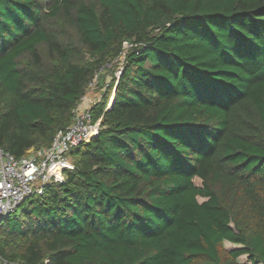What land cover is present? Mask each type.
I'll return each instance as SVG.
<instances>
[{"label":"trees","instance_id":"16d2710c","mask_svg":"<svg viewBox=\"0 0 264 264\" xmlns=\"http://www.w3.org/2000/svg\"><path fill=\"white\" fill-rule=\"evenodd\" d=\"M95 75L97 133L0 218V263L264 264V0H0L2 149L49 146Z\"/></svg>","mask_w":264,"mask_h":264},{"label":"built area","instance_id":"2783aa9c","mask_svg":"<svg viewBox=\"0 0 264 264\" xmlns=\"http://www.w3.org/2000/svg\"><path fill=\"white\" fill-rule=\"evenodd\" d=\"M95 87L97 75L73 109L71 123L56 132L49 146L33 149L19 158L0 147V218L15 212L30 195L42 194L46 185L62 182L65 172L74 169L69 151L89 141L99 128L100 119L93 121L90 109L100 95L90 99L87 93Z\"/></svg>","mask_w":264,"mask_h":264},{"label":"rangeland","instance_id":"374dc122","mask_svg":"<svg viewBox=\"0 0 264 264\" xmlns=\"http://www.w3.org/2000/svg\"><path fill=\"white\" fill-rule=\"evenodd\" d=\"M105 80H106V83H107V82L110 80V76H109V75H106ZM87 93L89 94V98H90V99H94V98L97 99V98H99L100 90H99L97 87H95V89H93V90H91V91H89V92H87ZM111 101H112V96L109 98V102H108L107 107L110 106ZM194 182H195L197 185L200 184V181H199L198 179H195ZM199 200H201V199L199 198ZM19 209H20V206L17 208V210H19ZM224 246H225L227 249H233V248L238 247V245H235V244H232V243H230V242H226V241L224 242ZM239 260H240L241 262H245V263H247V264H250V262L247 260V258H246L245 255L240 256V257H239Z\"/></svg>","mask_w":264,"mask_h":264},{"label":"water","instance_id":"95a60500","mask_svg":"<svg viewBox=\"0 0 264 264\" xmlns=\"http://www.w3.org/2000/svg\"><path fill=\"white\" fill-rule=\"evenodd\" d=\"M1 264V263H0Z\"/></svg>","mask_w":264,"mask_h":264}]
</instances>
